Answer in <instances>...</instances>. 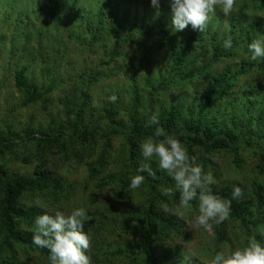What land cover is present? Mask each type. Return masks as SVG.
Instances as JSON below:
<instances>
[{"label": "trees", "instance_id": "1", "mask_svg": "<svg viewBox=\"0 0 264 264\" xmlns=\"http://www.w3.org/2000/svg\"><path fill=\"white\" fill-rule=\"evenodd\" d=\"M111 1L108 6L113 3ZM236 5L230 16L222 12V19L230 25V31L225 35L220 36L209 29L204 32L162 29L163 37H157L160 47L169 49L172 64L168 77L188 83L196 79L202 87L200 96H195L193 101L176 103L159 112L156 115L159 126L178 138L190 155L203 152L204 164L213 163L215 154L228 152L236 167L242 168L247 151H256L260 155L259 172L250 187L241 183L212 185L213 192L221 198L230 199L234 186L241 187L244 192L242 199L232 201L230 218L214 225L215 240L208 249L212 256L229 242L228 234L235 229L233 227L244 233L241 248L252 235L264 244L261 234L264 233V181L260 178L264 175V108L255 103L258 96H264V58L251 60L248 50L253 39L264 38V0H236ZM104 12L100 13L99 28L113 24V19L107 20L109 11L106 15ZM90 28L91 23L88 24ZM112 30L117 35L116 28L112 27ZM229 38L232 47L226 49L223 44ZM228 61H233L234 65L227 66ZM223 64L225 66L221 68ZM252 73L257 75L254 79L250 78ZM16 82L19 89L29 91L30 102L38 99L34 94L36 88L27 85L23 71ZM171 88L165 78L155 89ZM241 96L248 97L243 100ZM227 101H231L230 107L235 109L232 112L222 109L221 104ZM153 115L151 109L142 118L132 113L128 117L130 125L125 126L118 119L115 107L88 122L83 119L81 109L71 133L65 126L36 138L27 132V138L35 142L30 153L39 161L40 171L32 178H25L0 168V264H27L17 260L19 249L36 251L50 264L49 251L32 243L35 219L45 210L30 204L38 198L46 206L61 209L62 203L72 194L73 186L43 170L47 164L43 155L54 150L65 157L72 151L85 159L98 152L96 160L88 163L89 181H94L101 193L113 190L112 198H106L97 213L87 212L91 219L85 223L92 230L90 252L94 264H101L100 248L116 236L126 240H120L125 243L123 254L128 253L130 246L138 255V264H170L175 253L167 248V244L187 237V220L193 221L198 215V201L192 202L191 213L178 216L179 193L175 192L171 197L166 194L169 187L174 188V180L153 164L155 176L142 173L145 176L143 184L135 190L129 188L130 178L137 174L139 165L148 163L141 154L140 144L154 135L156 125H148ZM118 137L123 140L121 148L114 154L113 140ZM99 141H102L101 150L99 146L96 149ZM19 143L10 132L4 134L0 138V157L14 154ZM109 162L115 163V170L105 172ZM103 217L110 220L105 221ZM237 247L239 245L234 249ZM189 264L204 263L192 260Z\"/></svg>", "mask_w": 264, "mask_h": 264}, {"label": "rangeland", "instance_id": "2", "mask_svg": "<svg viewBox=\"0 0 264 264\" xmlns=\"http://www.w3.org/2000/svg\"><path fill=\"white\" fill-rule=\"evenodd\" d=\"M111 2L108 6L109 0H0V138L10 132L20 141L14 154L0 157L1 169L25 178L36 176L40 171L39 161L30 153L35 142L27 138V132L36 138L65 126L71 133L81 109L83 119L88 122L115 107L118 119L129 126L128 117L132 113L142 118L151 109L157 115L173 104H187L200 96L201 82L196 79L188 83L168 77L172 64L169 49L157 43L158 38L163 37L162 29L174 32L172 12L166 0H161L159 11L152 6L151 0ZM106 7L110 8L106 10ZM108 11L107 20L113 19V24L99 28L100 13L106 15ZM221 16L222 11L216 10L206 30L220 36L229 33V22ZM112 27L118 31L117 35ZM184 30L193 28L189 24ZM232 65L234 62L228 61L227 66ZM223 66L225 64L221 68ZM21 71L27 85L36 88V101L30 102L29 91L18 88L16 80ZM256 76L252 73L250 78ZM165 78L172 88L156 90ZM112 95L117 97L114 103L108 99ZM247 97L241 96L243 100ZM230 102L221 104L222 109L235 110ZM255 103L264 108V96H258ZM122 140L121 137L113 140L114 154L121 148ZM101 144L99 141L96 149ZM97 154L94 152L89 159L72 151L67 157L58 150L43 155L47 161L43 170L73 186L72 194L62 203L61 209L47 206L45 211L68 214L74 208L83 207L88 213H97L105 199L112 198L113 190L102 194L96 183L89 181L88 163L95 161ZM203 156V152L199 153L197 162L205 172H212L215 186L241 183L250 187L261 164L256 151L244 154L242 168L236 167L228 152L215 154L213 163L204 164ZM150 163L159 168L155 157ZM115 166L114 162H109L105 172L115 170ZM102 176L103 172L99 174L100 180ZM260 178L264 181V175ZM186 227V238L167 244L175 253L170 264H189L192 260L210 264L212 255L208 249L215 240L214 229L208 233L198 227L195 220H187ZM233 228L228 234L229 242L221 249L241 247L244 233ZM84 230L91 238L92 230L86 223ZM120 240L126 242L116 236L100 248L101 264H138V255L130 246L128 253L123 254L125 243ZM87 254L94 264L90 250ZM17 260L47 264L36 251L19 249Z\"/></svg>", "mask_w": 264, "mask_h": 264}, {"label": "clouds", "instance_id": "3", "mask_svg": "<svg viewBox=\"0 0 264 264\" xmlns=\"http://www.w3.org/2000/svg\"><path fill=\"white\" fill-rule=\"evenodd\" d=\"M172 12V30L183 31L189 24L199 32H204L212 15L219 8L225 16H230L236 10V0H166ZM161 0H151L152 6L159 11ZM228 49L232 47L229 38L223 44ZM250 59L255 61L264 58V38L253 39L248 44ZM110 102L117 97L110 96ZM148 125H156L154 135L148 136L140 144L142 156L148 163H142L137 168V174L130 178L129 188L138 189L144 182L147 173L155 176L151 168L153 157L158 167L165 171L173 180L174 188L166 190L168 196L179 193V203L176 214L183 217L192 212V202L198 201V215L195 223L208 233L213 232L214 225L222 224L230 218L232 201L243 198L241 187L234 186L231 198H221L213 192L212 185L216 183L211 171L205 172L204 167L197 162V157L190 155L187 147L174 135L165 132L159 126L158 117L153 115ZM30 206L46 209L41 199H35ZM91 217L83 207H77L65 214L56 211L49 214L44 211L35 219L32 243L38 248L49 251L50 264H91L87 254L91 248V238L84 230V224ZM264 235V233H261ZM210 264H264V244L255 235L248 237L244 247L234 250L220 249L210 259Z\"/></svg>", "mask_w": 264, "mask_h": 264}]
</instances>
